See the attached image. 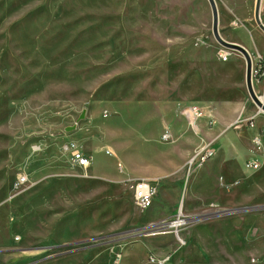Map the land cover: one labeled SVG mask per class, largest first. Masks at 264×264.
<instances>
[{
  "label": "rangeland",
  "instance_id": "1",
  "mask_svg": "<svg viewBox=\"0 0 264 264\" xmlns=\"http://www.w3.org/2000/svg\"><path fill=\"white\" fill-rule=\"evenodd\" d=\"M255 2L216 0L223 39L264 42ZM223 49L208 0H0V264H155L152 256H169L166 264H264V241L239 248L208 238L188 249L183 232L197 222L188 219L157 232L164 220L153 221L152 204H136L140 178L127 177L130 170L156 182L145 177L175 150L160 133L139 134V121L172 113L171 95L186 106L178 91L186 72L219 70ZM141 105L150 110L140 113ZM73 143L92 159L87 170L73 161ZM235 201L224 197L200 219L233 220L253 208ZM39 202L67 219L79 209L101 212L95 233L56 244L54 229L32 223ZM181 203L173 220L186 213ZM160 234L172 237L175 251L160 254Z\"/></svg>",
  "mask_w": 264,
  "mask_h": 264
},
{
  "label": "crops",
  "instance_id": "2",
  "mask_svg": "<svg viewBox=\"0 0 264 264\" xmlns=\"http://www.w3.org/2000/svg\"><path fill=\"white\" fill-rule=\"evenodd\" d=\"M237 44L249 51L254 67L255 57L264 56V42ZM227 51L228 58L225 61L220 59L219 70L186 72L178 89L179 92L182 90V99L187 103L185 108L176 105L179 93L171 95L169 99L176 103L172 113L164 115L160 122L139 121L138 124L139 134L150 137L152 133H160L162 144L173 145L175 154L170 157L160 155L161 165L157 166L153 175L145 178H153L158 185L152 201L154 222L173 220L180 202L182 208L184 202L186 204L184 215L188 221H197L183 232L184 245L188 249H200L208 238L239 248L264 241V210H251L227 221L200 219L218 210L226 196L237 200L232 203L240 206L254 208L264 205V111L251 101L247 90L245 58L233 54L232 49ZM253 87L264 102V77H254ZM140 107H145L140 108V113L150 110L144 105ZM251 122L253 127H249ZM257 136L261 140L260 148L254 143ZM203 145L214 147L215 156L206 167L191 172L188 168L187 171L190 156ZM78 148L84 153L82 147ZM164 158L167 163L169 161L168 167L163 166ZM154 159L158 164L159 158L155 156ZM246 160L256 161L258 168H248ZM94 169V175H101L98 174L101 169ZM104 174L107 176L106 172ZM142 175L129 170L127 177L144 178ZM81 181L86 183L90 180ZM31 191L34 193L28 200L34 201L36 198L33 197L38 192ZM92 210L79 209L67 219L64 212L51 214L50 206L39 202L33 206L30 215L33 216L32 223L42 225L39 226L41 231L54 229L55 238L59 240L56 244L65 245L95 233L101 212L93 210L94 213ZM157 237L160 254H163L162 249L166 252V249L173 251L177 248L171 249L173 242L170 235L160 234Z\"/></svg>",
  "mask_w": 264,
  "mask_h": 264
},
{
  "label": "built area",
  "instance_id": "3",
  "mask_svg": "<svg viewBox=\"0 0 264 264\" xmlns=\"http://www.w3.org/2000/svg\"><path fill=\"white\" fill-rule=\"evenodd\" d=\"M229 55V52H227V49L224 48L220 52V57L223 61L227 60ZM255 67L253 66V75L254 77H264V56L263 55H257L255 57ZM254 123H249V127H253ZM167 137V135H165ZM254 143L258 148L261 146V140L260 137L257 136L254 138ZM70 151L72 154V159L79 167L82 168H89L92 164L91 158L88 156H85L82 151L76 146V144L70 145ZM216 154V149L210 145H203L199 147L197 150H195L194 155L189 161V172L196 168H200L204 166V164L212 159ZM246 166L248 168H258L259 164L256 161L253 160H246ZM26 181V177H21L19 183H23ZM158 185L156 182H153L148 179L140 178L136 180L135 189H134V199L138 206L141 208H148L151 206L153 198L155 194L157 193ZM176 221H179V224L176 226L174 223ZM187 223V217L180 213L176 219L171 221H164L160 224L159 229L160 230H167L172 227H179L183 224ZM177 237L179 236L178 230L176 231ZM183 243V241H182ZM151 260L155 264H166L169 261V256H163V257H157L152 256ZM252 261H255V259H252ZM115 264H118L117 262Z\"/></svg>",
  "mask_w": 264,
  "mask_h": 264
},
{
  "label": "water",
  "instance_id": "4",
  "mask_svg": "<svg viewBox=\"0 0 264 264\" xmlns=\"http://www.w3.org/2000/svg\"><path fill=\"white\" fill-rule=\"evenodd\" d=\"M212 9V31L217 41L226 49H232L240 52L246 60V86L252 101L257 107L264 111V102L261 97L255 92L253 87V60L249 51L243 46L228 42L220 34L219 31V12L216 0H208ZM261 4L262 0H256L254 8V18L259 28L264 32V23L261 20ZM259 207H254L252 210H257Z\"/></svg>",
  "mask_w": 264,
  "mask_h": 264
},
{
  "label": "bare ground",
  "instance_id": "5",
  "mask_svg": "<svg viewBox=\"0 0 264 264\" xmlns=\"http://www.w3.org/2000/svg\"><path fill=\"white\" fill-rule=\"evenodd\" d=\"M228 52V51H227ZM262 99V98H261ZM176 226L179 224V221H176L175 223H174ZM170 229H167V230H158L157 232H164V231H169ZM178 239H179V241H183V239L181 238V236L179 235L178 236ZM133 252V251H132ZM133 256V255H132Z\"/></svg>",
  "mask_w": 264,
  "mask_h": 264
}]
</instances>
